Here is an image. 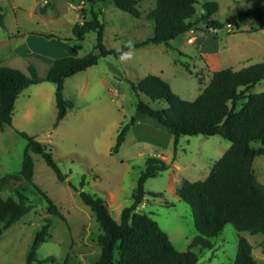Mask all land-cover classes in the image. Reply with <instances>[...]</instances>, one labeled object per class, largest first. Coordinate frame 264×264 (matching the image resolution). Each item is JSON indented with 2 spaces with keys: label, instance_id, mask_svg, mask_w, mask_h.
<instances>
[{
  "label": "rangeland",
  "instance_id": "rangeland-1",
  "mask_svg": "<svg viewBox=\"0 0 264 264\" xmlns=\"http://www.w3.org/2000/svg\"><path fill=\"white\" fill-rule=\"evenodd\" d=\"M213 1L217 10L211 18L223 24L220 28L205 29L199 23L168 44L148 43L124 50L121 56L131 54L124 59L101 56L97 64L67 77L63 94L73 107L55 127L54 84L44 81L21 92L14 126L0 131V176L20 170L26 145L18 134L22 131L47 145L65 179L58 180L39 154H31L32 184L52 201L60 217L50 213L47 202L29 185L26 194L33 208L2 232L0 264H25L28 247L45 218L51 221L49 236L37 248L36 258L51 259L42 264H92L99 256L95 240L99 228L78 192L100 197L109 205L111 217L118 221L121 208L132 202L131 194L145 159L159 155L173 166L145 180V190L161 195L147 196L143 212L166 232L175 249L182 251L192 241L197 233L190 209L178 199L175 185L181 183L183 176L188 181L204 179L230 142L220 135H181L173 153L169 131L151 119H143L128 129L117 152L111 153V149L119 128L135 113L137 99L152 107L166 108L164 102H152L132 90L131 85L135 86L144 76L160 77L175 95L190 101L208 82V66L238 70L264 61V28L251 16L233 18L257 7L264 10V0H196L191 20L204 12V3ZM136 2L138 18L116 8L111 0H48L49 5H45V0H0L4 22V28L0 27V65L25 72L32 62L43 76L48 59L97 53L95 31L79 39L71 34L73 24L90 19V10L98 13L104 26L102 43L107 49L120 50L129 42L143 41L152 34V23L145 15L154 8L155 0ZM227 21L232 24L230 28ZM40 34L56 38L46 39ZM202 52L206 59L200 56ZM261 91L264 79L251 90ZM23 106L29 109L28 116L19 114ZM252 167L257 181L264 185V155L256 156ZM9 194L7 188L0 191L2 197ZM163 201L172 206H164ZM240 234L251 245L256 264H264V234ZM209 240L211 248L192 249L198 264H233L237 250L234 228L227 224Z\"/></svg>",
  "mask_w": 264,
  "mask_h": 264
},
{
  "label": "trees",
  "instance_id": "trees-1",
  "mask_svg": "<svg viewBox=\"0 0 264 264\" xmlns=\"http://www.w3.org/2000/svg\"><path fill=\"white\" fill-rule=\"evenodd\" d=\"M111 1L116 8L134 17L140 16L136 0ZM88 2L92 3L93 0ZM46 4L49 5L48 0H45ZM195 4L196 0H155L154 8L145 15V19L152 23L151 36L125 45L120 50L107 49L103 45L104 26L98 13L90 10V19L73 24L71 34L79 39L87 32L95 31L94 49L98 50L97 53L90 51L77 56L54 58L43 76L37 73L32 62L27 64L25 72L0 65V131L11 125L16 98L32 84L46 81L55 85V127L73 107V102L63 94L65 79L97 64L99 57L113 55L118 59L124 50L142 47L148 43L168 44L170 40L194 29L199 23L205 29H218L223 25L211 18L217 10V3L214 1L204 3V12L191 20L195 14ZM243 16L255 18L260 27L264 28L263 9L257 7L233 18ZM0 27L4 28L1 8ZM40 36L46 39L56 38L52 34ZM263 79L264 61L238 70H216L199 94L190 101L180 99L156 75H146L135 86L131 85L133 91L145 95L152 102H164L166 108L152 107L137 99L135 113L119 128L111 153L117 152L128 129L143 119H151L169 131L173 153L181 135H220L230 145L214 161L204 179L184 183L177 190L178 199L190 209L197 233L182 251L175 249L168 235L148 213L136 210L147 196L160 197L159 193L145 190L144 182L167 169L168 166L162 159L153 156L145 159L144 168L131 194L132 202L121 209L118 221L111 217L108 205L100 197L79 191L82 203L91 210L99 228V233L95 236L99 256L92 264H198L197 255L192 249L211 248L209 239L216 237L227 224L236 232L237 250L233 264H256L251 254V245L240 233L264 234V185L257 181L252 169L254 158L264 155V91L251 92ZM18 134L26 140L20 170L0 176V191L7 188L10 192L6 197L0 195V236L33 208L26 194L29 185L47 202L50 213L60 217L52 201L32 184L34 165L31 154H39L58 180L62 181L65 177L45 143L25 132L20 131ZM163 205L169 207L172 203L163 201ZM43 221L44 224L35 232L28 247L25 264H42L51 259L36 258L37 248L49 236L51 221L47 218Z\"/></svg>",
  "mask_w": 264,
  "mask_h": 264
},
{
  "label": "crops",
  "instance_id": "crops-1",
  "mask_svg": "<svg viewBox=\"0 0 264 264\" xmlns=\"http://www.w3.org/2000/svg\"><path fill=\"white\" fill-rule=\"evenodd\" d=\"M218 52H219V50H218ZM201 57H205V59H206V55L202 52L201 53V55H200ZM57 58V57H56ZM54 59V58H53ZM53 59H48V61H47V63L49 64V63H51V61L53 60ZM207 61V60H206ZM252 64V63H251ZM248 65H250V64H248ZM248 65H246V66H248ZM209 67V69H208V73H209V75L211 76V74H212V72H214V71H216V70H220V69H224V68H232V67H224V68H220V69H216L215 67H213L212 65H210V66H208ZM245 67V66H244ZM241 68H243V67H241ZM240 69V68H239ZM210 76H209V78H210ZM209 80V79H208ZM65 82V81H64ZM44 82H40V83H37L38 85L39 84H43ZM51 83V82H50ZM53 84V83H52ZM55 86V85H54ZM201 91V90H200ZM21 94V93H20ZM19 94V95H20ZM19 95H18V97L16 98V100H15V103H14V107H13V114H12V122H11V125H13L14 126V123H15V106H16V103H17V100H18V98H19ZM55 101V100H54ZM29 112V109H25L24 108V106L20 109V112H19V114L20 115H22V116H28L27 115V113ZM135 125V124H134ZM133 125V126H134ZM132 127V126H131ZM156 130H157V132H159V130H158V127L156 126ZM162 133V132H161ZM156 157H158V158H160V159H162L166 164H167V166L169 167V166H171L170 164V162H168L167 160H166V158H164L162 155H159V156H156ZM254 161V160H253ZM176 164V163H175ZM172 166H173V164H172ZM171 166V167H172ZM177 170H180V168L177 166ZM252 169H253V167H252ZM254 172V171H253ZM255 174V173H254ZM256 176V175H255ZM257 178V177H256ZM188 182H192V181H188L187 179H185V177L183 176V177H181V183L180 184H178V185H175V190H176V192H177V190H178V188L182 185V184H184V183H188ZM146 201V200H145ZM145 201H143L142 203H140L138 206H137V208H136V210L137 211H143V208H146V204H147V201L145 202ZM131 204V203H130ZM129 204V205H130ZM109 206V205H108ZM127 206V205H126ZM123 208V207H122ZM121 208V209H122ZM108 209H109V207H108ZM121 211V210H120ZM120 214V213H119ZM114 219V218H113ZM114 220H116V219H114ZM166 233V232H165ZM169 238V237H168Z\"/></svg>",
  "mask_w": 264,
  "mask_h": 264
},
{
  "label": "clouds",
  "instance_id": "clouds-1",
  "mask_svg": "<svg viewBox=\"0 0 264 264\" xmlns=\"http://www.w3.org/2000/svg\"><path fill=\"white\" fill-rule=\"evenodd\" d=\"M130 43H131V42H129V44H130ZM126 55L130 56L131 54L128 53V54L122 55L120 58H121V59H124Z\"/></svg>",
  "mask_w": 264,
  "mask_h": 264
},
{
  "label": "built area",
  "instance_id": "built-area-1",
  "mask_svg": "<svg viewBox=\"0 0 264 264\" xmlns=\"http://www.w3.org/2000/svg\"><path fill=\"white\" fill-rule=\"evenodd\" d=\"M226 26L230 28L232 26L231 22H226Z\"/></svg>",
  "mask_w": 264,
  "mask_h": 264
}]
</instances>
